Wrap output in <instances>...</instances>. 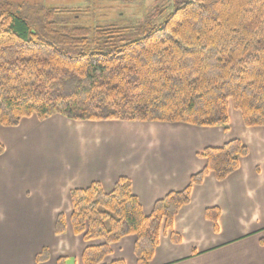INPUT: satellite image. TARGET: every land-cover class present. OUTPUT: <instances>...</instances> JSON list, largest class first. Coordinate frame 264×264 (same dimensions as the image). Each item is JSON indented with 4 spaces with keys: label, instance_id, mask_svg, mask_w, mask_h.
Wrapping results in <instances>:
<instances>
[{
    "label": "trees",
    "instance_id": "1",
    "mask_svg": "<svg viewBox=\"0 0 264 264\" xmlns=\"http://www.w3.org/2000/svg\"><path fill=\"white\" fill-rule=\"evenodd\" d=\"M151 19L128 39L125 27L78 26L47 8L31 19L1 2L0 126L59 114L75 121L221 126L228 133L229 101L246 127L264 126V0H173L162 22ZM248 154L237 138L205 148L199 153L204 169L184 190L157 200L150 215L126 176L110 193L99 182L72 189L74 233L87 242L104 240L85 248L82 264H104L111 245L129 235L137 236V264H151L162 232L181 241L173 222L193 186L210 172L225 180ZM219 215L217 208L206 210L215 223ZM65 230L60 213L55 231ZM48 255L44 249L37 261Z\"/></svg>",
    "mask_w": 264,
    "mask_h": 264
},
{
    "label": "crops",
    "instance_id": "2",
    "mask_svg": "<svg viewBox=\"0 0 264 264\" xmlns=\"http://www.w3.org/2000/svg\"><path fill=\"white\" fill-rule=\"evenodd\" d=\"M230 130L184 123L75 121L56 114L36 115L17 126H0V264H82L87 246L71 224V190L99 182L113 191L121 176L132 182L145 215L171 191H182L202 171L207 147L240 139L249 154L239 168L218 181L210 172L193 186L189 204L173 222L180 238L162 232L151 264H264V126L246 127L233 103ZM220 211L215 223L206 210ZM66 230L57 234L58 215ZM137 236L111 245L103 263L137 264ZM48 250V259L37 256Z\"/></svg>",
    "mask_w": 264,
    "mask_h": 264
},
{
    "label": "rangeland",
    "instance_id": "3",
    "mask_svg": "<svg viewBox=\"0 0 264 264\" xmlns=\"http://www.w3.org/2000/svg\"><path fill=\"white\" fill-rule=\"evenodd\" d=\"M1 2H12L21 8L24 16L31 19L38 18L41 10L47 8L58 11L64 19L78 26L125 27L128 31L127 38L134 39L139 37L138 28L149 19L152 18L154 22L163 21L172 12L173 0H0ZM231 102L229 101V105Z\"/></svg>",
    "mask_w": 264,
    "mask_h": 264
}]
</instances>
